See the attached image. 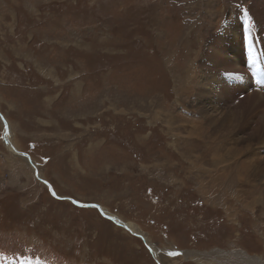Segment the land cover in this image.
Returning <instances> with one entry per match:
<instances>
[{"label": "rangeland", "instance_id": "rangeland-1", "mask_svg": "<svg viewBox=\"0 0 264 264\" xmlns=\"http://www.w3.org/2000/svg\"><path fill=\"white\" fill-rule=\"evenodd\" d=\"M188 1L0 0V112L10 124L11 143L31 156L60 198L26 157L10 150L0 120V264L30 258L46 264L42 253L24 254L34 238L61 252L62 264H248L256 249L263 256L264 161L256 171L249 162L256 154L264 157V145L255 140L248 149L242 138L257 126L264 107L241 113V126L228 125L232 118L217 125L232 111L230 95L242 85L225 71L208 84L216 64L208 80L201 78L202 47L224 32L226 19L234 23L231 3L241 6L236 0ZM203 3L212 8L202 11ZM245 4L248 13H264V0ZM263 21L264 15L258 25ZM233 34L237 47L250 43V30ZM230 58L219 63L232 69ZM191 66L192 82L182 92L180 72ZM263 75L259 66L257 83ZM219 86L228 89L227 99L215 108L208 101L216 97L208 92ZM253 94L260 95L250 90L249 101ZM7 156L26 167H12ZM220 156L232 168L224 184L214 185L200 167L211 171ZM231 161L242 165L251 183L258 172L262 176L245 187L246 195L240 190L243 199L231 191L235 201L227 205L234 212L223 195L236 180ZM260 192L253 213H263V229L254 232L252 216L233 219L244 207L252 211L247 205ZM121 224L137 226L146 237ZM8 234L28 241L6 240ZM239 249L247 262L245 254L242 260L229 252Z\"/></svg>", "mask_w": 264, "mask_h": 264}, {"label": "bare ground", "instance_id": "bare-ground-1", "mask_svg": "<svg viewBox=\"0 0 264 264\" xmlns=\"http://www.w3.org/2000/svg\"><path fill=\"white\" fill-rule=\"evenodd\" d=\"M186 1H188V0H186ZM245 1L246 0H239V1L236 0V2H239V5L238 6H241V8H237V6H235V5H233L231 3L232 8H231L230 13L233 14V16H235L234 23H232V19H230V18L226 19L225 22H224V25L221 27V29H222L221 31H224V32L223 33H216V34L212 35V37L215 38L214 39V42L212 43V45L211 46H208V41L209 40L207 39L205 45L201 49L202 50L201 57L204 55L202 61H200V63L203 64V66L201 65L202 66V70H203L201 78H202L203 81H206V80H208V78H210V76H211V72L210 71L212 69V66L216 64L215 65L216 70L213 72L211 78L208 80V84L209 83L211 84L213 80L217 79L225 71V75L226 76H228V75H230L232 73L233 76H234V78L236 80H238L241 83V85H242V86H240L239 88L236 89L237 91L242 90L240 93H236L235 95H230L231 97H233V100H230V102H231V107L230 108H232V111L225 112V114L221 118V121L217 125L225 124L226 119L232 118L231 121L228 123V125L241 126V123L239 122V118H238L241 113L249 111L251 113V115H253L258 109L264 107V103L261 104V102H264V75L260 77V79L258 80V83H257V79L255 77L256 76L257 68L259 66H262L264 68V21L261 22L258 25V21L264 15V13H262V14L251 13V12L248 13L246 11V8H247V6L249 4H245ZM233 2H234V4H236L235 1H233ZM189 3H190V6H192L191 5V3H192L191 0H190ZM210 5H211L210 3L208 5H205L203 3V5H201L202 6L201 7V10L202 11H204V10L207 11L208 10L207 7H211ZM211 8L209 10H211ZM189 10H190V8L188 7L187 8V11H186L187 17H190L189 16ZM199 16H201V15H199ZM188 21L190 23V24L188 23L189 26H190L191 25L190 18H189ZM258 27H259L260 30H258ZM241 30L242 31L243 30H245V31H249L250 30V32L252 33L249 36V42L250 43L247 45V47H245V45L243 47H237L236 46L237 43L234 42V41H232L236 37L233 34V31L235 32L236 35L237 34L240 35L241 34ZM229 31H231V33ZM247 34H248V32H244L243 40H247V36H246ZM232 36H234V38H232ZM227 49H229V52L226 53V54H223L224 51H226ZM231 55H233V56L230 58ZM224 58L225 59H229L230 58V61H234V63H233L234 66H233L232 69L229 68V65L230 64H225V65L222 66L219 63V61L222 60V59H224ZM180 73L181 74L179 76V84L177 85L178 86V90H182V92H185V90H183V87H181V86H183L185 83H189L190 84V82H192L190 78L192 76H194V71H192V66H191V67H189L187 69V71L180 72ZM183 74H185V77L184 78L182 76ZM203 85L205 86V83H203L202 86ZM234 87H237V86L234 85ZM250 90L253 91V92L256 91L257 93L260 94V95L253 94L252 95L253 101H249V99H250L251 96H248V92ZM202 91H205V90H203L201 88V84H200L199 94H201ZM208 93H212V96L214 95L216 97V100H213V101L212 100H209L208 101L209 102V105L214 106L215 108H217L215 106V104H220V103H222V100L225 101L227 99V98H224L223 99L222 97L223 96H227L228 89H224L223 87L219 86L214 92L209 91ZM1 101L2 100L0 99V104H1ZM178 105H181V102H179ZM158 108H160V107L158 106ZM262 110H263V114L260 116V120L257 122V126L253 130H250L251 133L248 135L249 137H243L242 138L243 141H248L247 142V143H249L248 149L253 146V142L255 140H258L261 143V145H264V108ZM0 114H2V113L0 112ZM156 115H158V114H156ZM175 118L176 117L174 116V120H175ZM8 127H9L8 128V131L5 130L4 133H5V137H6V140H7V144L9 146L10 150L12 152H14L15 154H17L19 156H22L24 158L26 153H23V152L18 151L16 149V147H14V145L11 143L10 137H11V134H12V130L10 128V124H9ZM169 127H170V129L172 128V126H169ZM4 128H5V126H4ZM193 131L194 130H193V126H192V130L189 133H190V135H193L194 136ZM13 139H15V138H13ZM17 147H19V145ZM255 147H256V145H255ZM202 154H203V152H202ZM7 157H8V159H6V157H5L6 162H8L10 165H12V167L15 168L16 165L22 166V167H26V162L24 160L18 159L16 157H11V156H7ZM26 158H27V156H26ZM224 158H226V157H223L222 158L220 156V157L214 158L215 160H214L213 165H212L213 166V169L210 171L206 167H203V168L200 167L201 171H203V173L205 175H207V177L212 178L213 179L212 181L218 182V180H222V183L221 184H224V180L227 181V179H228V177L226 176L225 173L227 172L228 174H230L229 168H232L231 164L230 165H227L228 163H226V161L230 163V159H227L228 158L227 157L226 158V161H225ZM235 158H237V156ZM27 161L29 162L30 166L34 170V165L35 164L31 160V156L30 155L27 158ZM31 161H32L33 165L31 164ZM263 161H264V157L261 156L260 154H258V155L256 154V157L254 159H251V161L249 162V165H252V168H254V171H256V169L258 168V162H263ZM245 162H243V163H245ZM170 163H171V161H170ZM231 163H235L233 170L236 173V175H235L236 176V180L232 184L231 190L226 185V189L227 190L223 193V195L226 194V197L228 198V199L227 198L225 199L226 200L225 201V206H227V209L228 210L231 209L232 212H234L233 209L230 206L227 205V203L229 201H233V199L230 197L231 191L234 192V195L235 196L243 199L242 196H244V195H242L240 193V190L242 192L244 190L245 191V195H246V188L245 187H247V186L252 187V184L257 181L256 178H260L261 175L260 176L259 175L256 176L257 174H260L258 172L255 175L256 178L254 177V179H253L254 182L251 183L250 180H249V178L246 177L247 174L245 173V171H243L244 169H242V165H237V161H231ZM165 166L168 169L172 168L171 165H169V166L168 165H165ZM247 173H248V170H247ZM35 174H36V172H35ZM39 174L40 173L38 171V173L36 174L37 175L36 177H38V179L40 181H42V180L46 181L45 179L41 178L39 176ZM217 176H219L220 178L218 179ZM260 180H262V179H260ZM216 182L214 183V185H216ZM201 184L204 185V182H201ZM253 187L256 188L257 186H253ZM206 188H207V186H206ZM234 188L235 189L238 188L239 191H236ZM55 195H56V191H55ZM262 195H263L262 192H260V196L259 197H256V199H254L251 203H249V204L247 203L248 204L247 207L252 208V211H250V210H248L247 208L244 207L240 211V213L238 212V213L235 214L236 217L233 220L237 221L238 218L241 217V215H244V214H245V217H242L240 220L245 219L246 218V214H247V215L252 216L256 220V223L254 224V232H257L259 229H263V223H262V220H261L262 217H263V213L260 214L259 211L256 212L257 214L253 213V212L256 211L257 205L261 204L260 202H262ZM202 196H203V193H202ZM216 200H217V198H216ZM99 209L101 210V213H102L103 216L105 215V217H107V218L115 221L112 218L113 217L112 215H110V216L107 215V213L105 211H103L100 207H99ZM239 221L237 223H239ZM115 222H117V221H115ZM121 225L124 226V227H126V228H128V230L130 232L139 234L141 236V238H142V235H143V238H144V236H145L144 233H142L141 230L137 226H135L133 224L129 225L130 227L128 226V224L127 225L121 224ZM12 236H16L15 237V239H16L15 241H12L11 240V237ZM258 236L261 239V242H263L262 241L263 238L261 237V235L259 234ZM26 239H27V237H26ZM26 239L20 238L16 234H10V235L8 234L6 240H9V241H12V242H19V240H21L22 242H27L28 240H26ZM34 240H35V245H33L34 243H30V242H33L32 240H29L30 242L28 241L27 246H29V247L28 248H25V253L24 254L33 253V254H36L37 255V254H41L42 253L45 256H47V263L46 264H62L63 263V261H64L63 260V256L64 255L61 252H60L61 254L60 253L57 254L55 252V249L53 248V246H44L36 238H34ZM146 240H147V243L149 245H152V244L149 243V241H148L147 238H146ZM234 243H239V242H234ZM38 245H41V246H38ZM152 246L154 247V245H152ZM261 249H262V251H264L263 250L264 249L263 247ZM256 250H257L256 253H254L252 255H249V257H248V264H264V253H263V256H262L259 253L260 252V249L259 250L256 249ZM114 252H115V250H114ZM229 252L231 254H234V255L240 257L242 260L244 259L243 254H245L246 259H244V260L247 262V255H246V253H244L243 250L239 249L237 251H229ZM0 255H1V252H0ZM28 257L29 256H25V258H23L22 256L19 255L17 257V259H21V260H24L25 261ZM32 257H34L35 259L37 258V256H32ZM30 259L28 261H26V262L17 261V263L18 264H41L40 262H36V260H30ZM7 264H16V263L10 262V263H7ZM211 264H213V263H211ZM245 264H247V263H245Z\"/></svg>", "mask_w": 264, "mask_h": 264}, {"label": "water", "instance_id": "water-1", "mask_svg": "<svg viewBox=\"0 0 264 264\" xmlns=\"http://www.w3.org/2000/svg\"><path fill=\"white\" fill-rule=\"evenodd\" d=\"M0 120L4 123L5 130L8 131V128H9L8 126H9V124H8V122L6 121V119L2 116V114H0ZM26 156H27V158L29 157V155L25 154V157H26ZM29 159H30V158H29ZM31 164L33 165L32 161H31ZM34 170H35V172H36V174H37V173H38V168L36 167V165H34ZM42 182H43L44 185L48 186V188H49L51 194L53 195L54 190H53L52 186H50V184H49L47 181L42 180ZM53 196L56 197L57 199H60L57 195H53ZM70 201L73 202V204L76 205V206H78V207H83V208H87V207H89V205L78 203V202H76V201H74V200H72V199H70ZM91 207L96 208L95 205H92ZM112 218H113L115 221L121 223L120 220H119L118 218H116V217H114V216H113ZM124 228H125V230H128V228H126V227H124ZM128 231H129V230H128ZM148 248L150 249V247H148ZM150 250H151V249H150Z\"/></svg>", "mask_w": 264, "mask_h": 264}, {"label": "snow or ice", "instance_id": "snow-or-ice-1", "mask_svg": "<svg viewBox=\"0 0 264 264\" xmlns=\"http://www.w3.org/2000/svg\"><path fill=\"white\" fill-rule=\"evenodd\" d=\"M53 195H55V192H53ZM172 255H174V254H172Z\"/></svg>", "mask_w": 264, "mask_h": 264}]
</instances>
